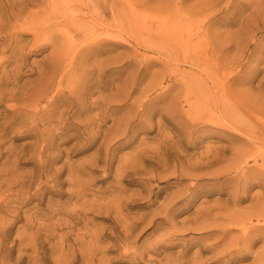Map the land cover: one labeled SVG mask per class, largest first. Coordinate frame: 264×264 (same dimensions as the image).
I'll return each instance as SVG.
<instances>
[{"label":"rangeland","instance_id":"374dc122","mask_svg":"<svg viewBox=\"0 0 264 264\" xmlns=\"http://www.w3.org/2000/svg\"><path fill=\"white\" fill-rule=\"evenodd\" d=\"M0 264H264V0H0Z\"/></svg>","mask_w":264,"mask_h":264}]
</instances>
